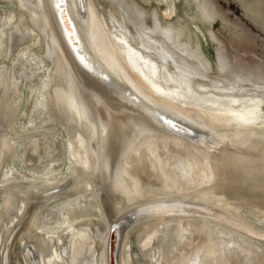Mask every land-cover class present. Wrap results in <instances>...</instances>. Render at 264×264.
Wrapping results in <instances>:
<instances>
[{
    "label": "bare ground",
    "instance_id": "obj_1",
    "mask_svg": "<svg viewBox=\"0 0 264 264\" xmlns=\"http://www.w3.org/2000/svg\"><path fill=\"white\" fill-rule=\"evenodd\" d=\"M66 7L0 0V264H264V121L219 115L264 59L212 0Z\"/></svg>",
    "mask_w": 264,
    "mask_h": 264
},
{
    "label": "rangeland",
    "instance_id": "obj_2",
    "mask_svg": "<svg viewBox=\"0 0 264 264\" xmlns=\"http://www.w3.org/2000/svg\"><path fill=\"white\" fill-rule=\"evenodd\" d=\"M222 15L218 16L214 24L210 29L216 34L217 41L219 43L220 39H224L225 42L230 45L231 42L240 48H247L253 50L257 55L256 58L264 59V28L255 25L250 21V16L245 15L237 6L235 0H212ZM247 3H253L254 8H251L249 15L253 14L254 11L256 17L260 18L259 22H264V0L250 1L246 0ZM250 1V2H249ZM255 2L258 4H255ZM261 4V5H260ZM257 7V8H256ZM261 8V9H260ZM260 10V11H258ZM262 11V14H261ZM259 12V13H258ZM259 15V16H257ZM261 16V17H260ZM224 18V19H223ZM227 19V20H226ZM261 23V22H260ZM219 31V32H218ZM229 38V39H228ZM230 40V41H229ZM203 44L206 51L212 57L214 54L213 43L209 39L203 38ZM213 46V47H212ZM249 59H256L252 55L248 54Z\"/></svg>",
    "mask_w": 264,
    "mask_h": 264
},
{
    "label": "snow or ice",
    "instance_id": "obj_3",
    "mask_svg": "<svg viewBox=\"0 0 264 264\" xmlns=\"http://www.w3.org/2000/svg\"><path fill=\"white\" fill-rule=\"evenodd\" d=\"M53 4L55 8H58L61 12V14H65L67 11L66 7V0H53ZM42 6V5H41ZM23 7V5H21ZM87 23V22H85ZM70 35L75 36L74 32H70ZM121 43H126L125 41H121ZM79 55V53H78ZM80 60L84 63L85 67H88V63L84 56L79 57ZM145 64H147V61H145ZM155 67V66H153ZM106 79V77H105ZM157 91H162L161 89H157ZM166 94V93H165ZM232 105L239 106L242 101L240 100H231L230 102ZM245 103V107L241 108L240 110H232L228 109L225 110L223 113H220L219 115L221 117L226 118L222 122H225L229 125L235 124L238 126H249V125H255L258 121H264V112L260 111V108L258 106L264 105V99H249ZM73 110L76 111L77 115L81 116V119H87V114L80 111L79 107L75 105V103H72ZM169 125L172 127H176L175 124L172 123V121H166ZM261 126H264V123L261 124ZM87 166V165H85ZM264 239V237H262ZM228 247H231L229 245ZM195 264V262H194Z\"/></svg>",
    "mask_w": 264,
    "mask_h": 264
},
{
    "label": "water",
    "instance_id": "obj_4",
    "mask_svg": "<svg viewBox=\"0 0 264 264\" xmlns=\"http://www.w3.org/2000/svg\"><path fill=\"white\" fill-rule=\"evenodd\" d=\"M235 2V1H234ZM236 6L239 8V6L237 5V3H236Z\"/></svg>",
    "mask_w": 264,
    "mask_h": 264
}]
</instances>
